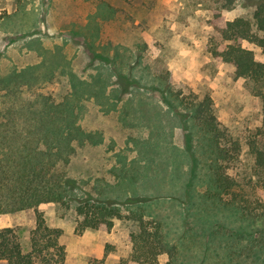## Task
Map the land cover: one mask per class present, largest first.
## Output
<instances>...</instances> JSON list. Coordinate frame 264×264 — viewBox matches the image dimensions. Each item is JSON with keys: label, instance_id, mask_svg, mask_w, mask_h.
<instances>
[{"label": "rangeland", "instance_id": "rangeland-1", "mask_svg": "<svg viewBox=\"0 0 264 264\" xmlns=\"http://www.w3.org/2000/svg\"><path fill=\"white\" fill-rule=\"evenodd\" d=\"M215 1L0 0V134L9 128L8 119L21 121L20 107L38 94L57 102L67 98V118L84 132L71 142L74 152L65 168L80 185L78 196L118 203L124 211L141 209L149 219L154 215L175 248L173 264H223L231 250L242 252L232 264H264V215L259 217L264 183L240 175L254 162L250 139H261V101L235 76L232 64L206 49ZM254 2L235 0L225 17L251 16ZM242 45L264 61L259 47ZM205 96L218 123L238 141V168L226 172L246 185L251 223L226 209L215 215L210 208L208 218L202 212L212 204L204 200L208 142L180 99ZM74 208L75 203L39 206L47 224L62 231L63 264H118L129 258L133 222L116 220L110 230L78 235ZM209 222L227 234L250 230L253 242L217 241L206 256L198 236L178 243L184 232H200ZM7 227L27 248L33 209L0 213V229ZM158 264H170L169 255H159Z\"/></svg>", "mask_w": 264, "mask_h": 264}, {"label": "trees", "instance_id": "trees-1", "mask_svg": "<svg viewBox=\"0 0 264 264\" xmlns=\"http://www.w3.org/2000/svg\"><path fill=\"white\" fill-rule=\"evenodd\" d=\"M215 2L210 7L212 35L206 49L213 58L232 64L235 76L244 79L252 94L261 101L262 129L258 133L261 139L255 136L250 139L249 154L254 157V162L251 171H243L240 175L244 181L248 178L255 183H264V61L256 60L254 52L242 45L243 41L254 44L264 56V0H255L251 16H236L232 20L225 17V11L233 9L235 0ZM180 104L191 111V118L208 142L210 177L204 200H210L212 204L203 209V214L208 218L210 208L214 209L215 212L211 213L215 215L226 209L236 218L251 223L250 218L254 216L250 215L253 210L246 198V185L226 172L238 168L235 165L240 152L238 141L233 140L218 123L209 96L202 100L180 99ZM69 110L67 98L57 102L47 94H38L20 107L21 121L8 119L5 125L9 128L0 134V213L26 209H33L35 213V227L30 232L27 248L22 245L15 229H0V264L64 263L66 251L59 242L62 231L50 227L39 210L40 205L47 203L65 208L75 203L78 217L75 232L78 235L88 229L110 230L116 220L133 222L136 228L129 234L132 243L130 256L118 264H158V256L164 253L169 255L170 264H173L175 248L166 241L163 225L154 215L149 214V219L141 209L124 211L118 203L76 194L81 190L80 185L68 177L65 168L68 156L74 152L71 142L81 140L84 132L74 120L67 118ZM261 206L263 211L259 217L264 215V205ZM221 230L209 222L200 232L192 229H189L190 235L188 231L184 232L178 243L187 237L196 241L194 237L198 236L203 239V254L206 256L211 243L217 241L225 243L230 238L236 241L246 238L253 242L250 230L239 229L230 234ZM241 253L231 250L223 264H232V257H240Z\"/></svg>", "mask_w": 264, "mask_h": 264}]
</instances>
